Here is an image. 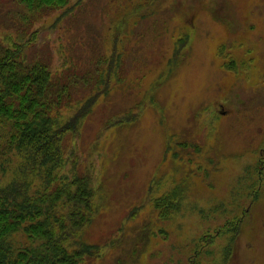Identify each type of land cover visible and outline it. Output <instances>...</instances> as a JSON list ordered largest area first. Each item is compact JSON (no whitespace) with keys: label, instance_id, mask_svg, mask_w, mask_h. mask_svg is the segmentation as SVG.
Instances as JSON below:
<instances>
[{"label":"rangeland","instance_id":"rangeland-1","mask_svg":"<svg viewBox=\"0 0 264 264\" xmlns=\"http://www.w3.org/2000/svg\"><path fill=\"white\" fill-rule=\"evenodd\" d=\"M23 14L0 0V41L36 31L28 55L54 75L113 63L61 170L91 174L96 191L82 240L99 255L85 264H264V0H72L33 25Z\"/></svg>","mask_w":264,"mask_h":264},{"label":"trees","instance_id":"trees-1","mask_svg":"<svg viewBox=\"0 0 264 264\" xmlns=\"http://www.w3.org/2000/svg\"><path fill=\"white\" fill-rule=\"evenodd\" d=\"M14 1L29 13L22 18L31 25L72 2ZM26 32L12 46L0 41V264H85L99 255L98 246L82 240L98 212L96 191L91 174L70 177L61 170L66 139L78 135L108 93L113 63L102 56L108 72L99 65L82 75H54L49 64L29 57L37 32L28 40ZM83 81L93 84L92 92L74 101V87ZM75 102L76 111L64 118L63 110ZM175 198L172 193L157 200L162 217H168Z\"/></svg>","mask_w":264,"mask_h":264}]
</instances>
